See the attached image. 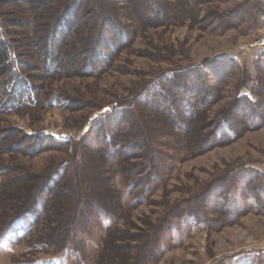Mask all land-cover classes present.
Returning a JSON list of instances; mask_svg holds the SVG:
<instances>
[{
  "label": "rangeland",
  "instance_id": "374dc122",
  "mask_svg": "<svg viewBox=\"0 0 264 264\" xmlns=\"http://www.w3.org/2000/svg\"><path fill=\"white\" fill-rule=\"evenodd\" d=\"M263 36L264 0H0V264H264Z\"/></svg>",
  "mask_w": 264,
  "mask_h": 264
},
{
  "label": "trees",
  "instance_id": "16d2710c",
  "mask_svg": "<svg viewBox=\"0 0 264 264\" xmlns=\"http://www.w3.org/2000/svg\"><path fill=\"white\" fill-rule=\"evenodd\" d=\"M68 21H66L65 19L62 21V23L60 24V28L54 32V39L53 41L51 42H48L47 45H45V47L43 46V49L42 51L44 53H46L47 51H50L53 53V55L55 56V58L58 60V57L60 56L61 54V46H59L57 43H55L57 37L60 38V31L65 29V30H68V28H71L73 26L72 25H68ZM111 27V33L114 34V35H117V37H122L123 33L121 32V30H118V26L115 22H111V23H108ZM62 34V33H61ZM124 37V36H123ZM45 38L42 37L41 38V42H44ZM103 42L101 43L104 44V43H107V39L103 38ZM122 40V39H121ZM105 41V42H104ZM62 42V41H61ZM54 43V44H53ZM111 44V42L109 43ZM101 45H98V48H95L94 52V56H92L90 58V60H95L97 62H104L106 61L107 59H109V57L107 56V54H105V51L103 50L102 46ZM110 47V45H109ZM108 47V48H109ZM57 60H54L53 58V61H51L48 65H47V70L48 72L50 71H56L57 70V65H58V61ZM97 64H100V63H97ZM11 67H12V64H11V58H10V45L8 44L7 41H5V39H2L0 38V91L4 92L6 89H9L10 86H12V84H16L17 85V88H16V91L9 93V94H6V98L3 102V105L1 107V109L4 111V110H7V109H15V107L19 104H21V101H26L28 100L29 98L27 96H25V90L27 91L28 88L30 87V83L28 81H25V80H22L21 78H18L16 75H14V73L11 71ZM210 67V66H209ZM193 69H196L195 68H190L189 70H193ZM85 70H95V67L93 66V64L88 63L87 65H85ZM182 72H186V71H182ZM216 72V71H214ZM217 73V72H216ZM175 74L173 73L172 76H166L164 77L163 81H171L173 79H175ZM214 79V78H213ZM217 79V78H216ZM24 85V88H21L22 86ZM32 87V86H31ZM198 87V86H196ZM185 88V87H183ZM187 88V87H186ZM195 88V87H194ZM13 90V89H12ZM197 89L195 88V91ZM164 89L162 86H160V84L156 87V92L154 93L153 97L156 96V97H160L162 99V94H167V92H163ZM164 98V97H163ZM230 124H227V129L228 130H231L230 128ZM89 131H91L89 129ZM44 141H48L51 145L52 144H55L57 145L58 142L52 138L51 136L47 138V140H44ZM33 146L32 147V153H36L37 152V148ZM24 214H34V211L32 210H28L26 212H24L22 215ZM21 215V216H22ZM20 217V216H19ZM13 223V222H11ZM10 223V224H11ZM9 228V227H8Z\"/></svg>",
  "mask_w": 264,
  "mask_h": 264
},
{
  "label": "built area",
  "instance_id": "2783aa9c",
  "mask_svg": "<svg viewBox=\"0 0 264 264\" xmlns=\"http://www.w3.org/2000/svg\"><path fill=\"white\" fill-rule=\"evenodd\" d=\"M257 47L258 48L264 47V36L259 41H257L254 45L250 46V48H248V50L251 48H257ZM55 139L59 143L66 144V143H69L71 141V136H70V133H68V132H66V133L60 132L57 135H55Z\"/></svg>",
  "mask_w": 264,
  "mask_h": 264
},
{
  "label": "water",
  "instance_id": "95a60500",
  "mask_svg": "<svg viewBox=\"0 0 264 264\" xmlns=\"http://www.w3.org/2000/svg\"><path fill=\"white\" fill-rule=\"evenodd\" d=\"M97 115L94 116V118H96Z\"/></svg>",
  "mask_w": 264,
  "mask_h": 264
}]
</instances>
